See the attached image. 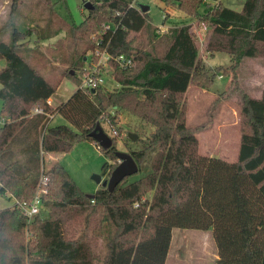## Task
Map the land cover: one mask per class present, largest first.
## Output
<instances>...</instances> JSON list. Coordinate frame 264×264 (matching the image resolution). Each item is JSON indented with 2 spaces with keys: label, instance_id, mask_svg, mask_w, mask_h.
Here are the masks:
<instances>
[{
  "label": "trees",
  "instance_id": "16d2710c",
  "mask_svg": "<svg viewBox=\"0 0 264 264\" xmlns=\"http://www.w3.org/2000/svg\"><path fill=\"white\" fill-rule=\"evenodd\" d=\"M87 1L94 8L83 21L57 30L65 31L76 48L73 69L40 70L36 62L45 55L30 37L36 32L43 40L49 31L40 32L33 19L17 22L8 41L0 37V59L6 62L0 70V119L5 120L0 126V193L16 200L0 209V264H165L174 228L212 229L218 253L214 264H264V88L259 97L242 94L236 161L201 154L197 134L206 125L186 123L190 86L210 91L219 73L234 84L244 59L264 58V0H245L239 11L222 0H165L167 7L208 26V54L230 56L229 66L213 70L200 55L191 25L180 23L163 34L151 28L152 37L145 40L141 33L150 29V13L133 6V0ZM17 3L13 0L12 12ZM66 37L54 49L62 46L66 53ZM104 49L132 60L127 67L110 63L120 89L78 87L57 106L47 104L63 78L82 83L85 54L92 51L94 58L96 50ZM36 108L61 115L68 124L52 125L44 115L33 114ZM117 112L154 127L142 148L126 151L138 173L112 192L100 186L85 194L65 166L45 170L50 153L69 152L81 141L99 146L90 132L103 120L118 126ZM110 137L113 146L100 147L110 159L105 165L109 176L120 163L117 137ZM43 175L49 179L47 193L40 212L29 220L19 203L33 200Z\"/></svg>",
  "mask_w": 264,
  "mask_h": 264
},
{
  "label": "rangeland",
  "instance_id": "374dc122",
  "mask_svg": "<svg viewBox=\"0 0 264 264\" xmlns=\"http://www.w3.org/2000/svg\"><path fill=\"white\" fill-rule=\"evenodd\" d=\"M17 1L18 3L13 12L18 13V16H15L13 20V0H0L1 39L5 41L10 39L17 22L23 20L30 23L28 20L33 19L35 26L40 32L43 30L49 31V37L43 40L39 39V34L36 32H33L30 37L31 45L35 46L38 43V48L45 55L44 60L36 62L40 70L46 74H51L73 69L71 62L73 61L72 56L76 48L71 47L72 45H70V40L66 37L65 31L57 32V30L60 27L67 30L69 28L68 25L72 23L79 24L83 21L88 14V10L84 7V0H51L50 5L45 3L44 0ZM140 1L151 6L149 11L151 18L149 22L150 29L141 33L142 38L144 37L146 40L152 37L149 35L151 28L156 29L163 26L165 17L167 22H169L167 24L170 26L162 28L163 30L158 28L160 34L166 33L174 25L187 23L193 27L198 35L200 55L211 70L217 66L227 67L231 64V58L227 53H216L212 56L205 51V37L208 31L206 24L204 27L194 17H190L176 8L167 7L165 0ZM222 2L227 7L239 11L242 9L245 0H222ZM201 10H204V6ZM201 32L203 33V40L199 37ZM64 37L67 39L64 41L66 53L63 52L64 47L62 46L57 50L54 49V44ZM98 39L97 35L91 37L93 42H97ZM51 46L52 49H49ZM92 57V51L85 54L83 68H88L91 61L94 58L96 59V57ZM5 66V60L0 59V69ZM107 74L106 88L108 90L120 89L121 85L114 77L113 70L109 69ZM221 75L223 74L219 73L217 75L210 91L196 86L189 87L186 101V123L189 127L206 125V129L197 134L200 140V153L222 158L224 157L222 155L235 156L236 151L239 150L242 94L247 93L254 97L260 96L261 90L264 88V58L244 59L237 71V81L234 84L231 83L229 76ZM78 87L68 78H63L52 98L54 106L58 105V101L61 103L66 101ZM117 115L119 117L118 126H115L119 133V135H116L117 151L126 152L128 147L131 149L142 148L148 137L154 132V127L126 112H117ZM52 123V125L68 124L61 115H56ZM102 127L109 136H114L113 129L105 120L102 121ZM129 134H135L137 139L131 140ZM53 156L56 158L55 160L50 159L52 156H45V170H49L53 165L65 166L85 194L94 193L100 187L95 182L94 176L103 175L105 178H109L108 172L107 174L105 172V165L110 162V159L102 153L100 147L95 143L81 141L76 143L71 151L54 153ZM236 158L234 159L236 160ZM152 194L149 195V198L153 197ZM14 202L13 197L9 194L3 195L0 193V209L11 207ZM216 256L217 247L212 229L174 228L165 264H214L217 260Z\"/></svg>",
  "mask_w": 264,
  "mask_h": 264
},
{
  "label": "built area",
  "instance_id": "2783aa9c",
  "mask_svg": "<svg viewBox=\"0 0 264 264\" xmlns=\"http://www.w3.org/2000/svg\"><path fill=\"white\" fill-rule=\"evenodd\" d=\"M137 2H141L140 0H133L132 5L136 6ZM139 9V8H138ZM164 17V15H163ZM204 25V24H203ZM164 26H160V30H162ZM205 27V25H204ZM206 29V28H205ZM95 57L96 59L91 61V64L88 68L85 69L82 83L79 85L80 88L84 90H92L96 89L101 86H105L106 84V77L108 70H113L111 66V61L116 62L118 65L127 67L132 64V60L129 58H126L124 56H113L110 53L107 52L106 49L103 51L96 50L95 51ZM47 104L50 106H53L51 98L47 101ZM34 115L42 114L46 118H49L50 120H53L54 115L50 112H46L43 108H36L33 111ZM1 124H4L5 120L0 119ZM107 123L111 126L113 129V135H119L117 129L114 127V125L111 124L110 120H107ZM49 179L46 176H42L39 182V186L36 192L35 197L30 203H19L20 206L24 209L25 214L28 216V219L31 220L34 216H36L42 207V196L47 193L46 185ZM94 202V201H93Z\"/></svg>",
  "mask_w": 264,
  "mask_h": 264
},
{
  "label": "water",
  "instance_id": "95a60500",
  "mask_svg": "<svg viewBox=\"0 0 264 264\" xmlns=\"http://www.w3.org/2000/svg\"><path fill=\"white\" fill-rule=\"evenodd\" d=\"M136 6L143 13H147L151 10V6L144 2H137ZM84 7L87 10H92L94 6L90 1L84 3ZM95 90L92 89L91 92ZM90 136L95 140V142L104 150H108L113 146L112 138L104 131L100 123L97 124L96 128L90 132ZM131 140H136L137 136L135 134H129ZM116 156L118 157L120 163L112 171L109 178H105L103 175L94 176L95 182L102 187L108 188L109 191H113L116 186L121 183L126 177H130L138 173L139 167L137 162L134 160L133 156L129 152H119L116 151ZM93 198V196H89Z\"/></svg>",
  "mask_w": 264,
  "mask_h": 264
},
{
  "label": "crops",
  "instance_id": "0c3cea01",
  "mask_svg": "<svg viewBox=\"0 0 264 264\" xmlns=\"http://www.w3.org/2000/svg\"><path fill=\"white\" fill-rule=\"evenodd\" d=\"M167 23H169V22H165V24L163 23V26H164V27H166V26H167V27L170 26V25L167 24ZM164 27H163V28H164ZM158 28H159V27H158ZM0 29H1V26H0ZM162 30H163V29H162ZM204 33H205V32H204ZM202 35H203V33L201 32V33L199 34V37H200L201 40H203ZM2 69H3V68H2ZM0 70H1V69H0ZM52 98H53V97H52ZM52 98H51V100H52V104H53V107H55V106H54V105H55V104H54V100H53ZM58 102L61 103L60 101H58ZM59 103H58V104H59ZM53 120H54V118H53ZM53 120L50 121V124H53V123H52ZM0 126H2V124H0ZM239 140H240V136H239ZM199 142H200V140H199ZM238 153H239V150L236 151V155H235V156L232 155L233 157H232V156L229 157V156L222 155V156H224V157H222V158L225 159V160H227V161L235 160L234 158H236V156H237V158H238ZM206 154H207V153H206ZM53 155H54V153H50V154H48V156H52L50 159L55 160L56 158H55ZM208 155H209V154H208ZM228 158H231V159H228ZM237 158H236V160H237ZM236 160H235V161H236ZM230 162H233V161H230ZM152 193H153V194H152ZM152 193H150V194L154 195V192H152ZM150 194H149V195H150ZM13 199H14V201L16 202V200H15L14 197H13ZM15 202H14V203H15ZM216 257L218 258V253H217V256H216Z\"/></svg>",
  "mask_w": 264,
  "mask_h": 264
}]
</instances>
